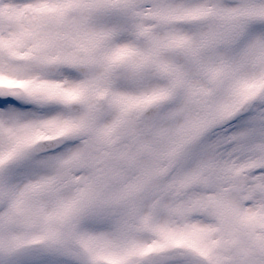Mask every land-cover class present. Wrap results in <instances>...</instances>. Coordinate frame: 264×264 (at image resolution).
I'll use <instances>...</instances> for the list:
<instances>
[{
    "label": "snow or ice",
    "instance_id": "1",
    "mask_svg": "<svg viewBox=\"0 0 264 264\" xmlns=\"http://www.w3.org/2000/svg\"><path fill=\"white\" fill-rule=\"evenodd\" d=\"M0 264H264V0H0Z\"/></svg>",
    "mask_w": 264,
    "mask_h": 264
}]
</instances>
